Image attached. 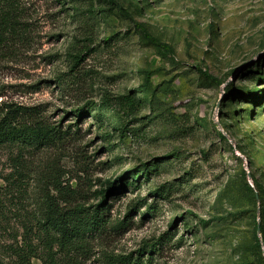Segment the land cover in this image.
<instances>
[{
    "label": "rangeland",
    "instance_id": "obj_1",
    "mask_svg": "<svg viewBox=\"0 0 264 264\" xmlns=\"http://www.w3.org/2000/svg\"><path fill=\"white\" fill-rule=\"evenodd\" d=\"M115 1L172 54L142 41L107 0L14 4V35L0 43V109L38 108L71 134L38 150L0 148V259L14 262L29 242L42 257L43 241L29 230L47 198L94 206L107 183L158 162L137 184L108 193L109 224L132 222L96 238L79 264L137 251L148 264H264L253 239L255 225L264 227V0ZM75 52L85 55L73 78ZM142 71L151 106L139 90ZM132 92L144 101L125 121L116 99ZM101 102L100 124L89 113L75 121L74 109ZM153 244L150 256L141 251Z\"/></svg>",
    "mask_w": 264,
    "mask_h": 264
},
{
    "label": "trees",
    "instance_id": "obj_2",
    "mask_svg": "<svg viewBox=\"0 0 264 264\" xmlns=\"http://www.w3.org/2000/svg\"><path fill=\"white\" fill-rule=\"evenodd\" d=\"M107 1L119 10L123 17H127L130 20L142 41L164 55L172 54L173 50L170 46L161 43L157 38L152 36L144 24L134 22L126 12L123 13V10L115 0ZM73 2L74 0H68L67 3L72 4ZM15 3L16 0H0V43H4L6 41L5 39H9L11 35H14V28L10 23V14L14 9ZM77 10L78 8L76 6H72L73 13L77 12ZM83 53L75 52L68 56L70 63L69 71L74 73L72 74L73 78L77 77L79 73L77 69H79L80 64L84 61L83 57L85 54ZM199 73L206 80L215 81L206 72L199 70ZM142 75L143 78L139 90L145 94V100L151 106L155 94L150 84V74L142 71ZM67 80L57 79L56 84L60 91L68 88ZM251 93L255 95L258 91ZM143 101L138 99L132 92L128 95L119 96L116 99V104L122 110V115H124V119L126 118L125 121H128V118L134 119ZM101 107H105V105L103 103H91L76 108L71 113L75 117L76 122L82 120L89 113L92 121L100 124L102 121ZM122 118L119 117L118 128L114 129L119 134L124 133L127 129L124 123L125 121ZM70 127L67 126L66 131H61L59 128L48 125L42 118V114L38 111V108L8 106L5 109H0V148L12 147L19 153L54 146L64 143L71 134L68 133ZM158 166V162L150 164L140 171L137 170L131 174L124 175L115 181L114 184L107 183V188L97 193L96 198L100 200L94 206H85L84 204L77 203L72 198L70 201H62L63 204L60 201L58 202L56 198H47L43 205L42 218L36 222L35 228L29 230L30 233H38L40 241H43L42 257L38 253V250L29 242L25 249L15 254L16 259L14 262L8 263L0 259V264H31L30 261L32 258L39 259L41 264H79V260L88 255L92 243L96 238L109 233H119L123 229H126L132 222L129 219L127 220L128 216H126L123 220L114 222L111 225L109 224L108 214L111 204L105 202L108 193L113 192L111 195H117L114 192L137 184L144 176L146 178L150 172L156 171ZM128 175L131 176L129 177ZM255 183L257 184V182ZM63 189L64 187L61 184L54 186V191L57 195L61 196ZM247 189L249 193H252L249 188ZM259 193L264 194L261 188ZM143 203L144 199L137 200L128 206V210L132 212L135 207L143 205ZM147 208L149 213L153 209L152 206ZM142 216L145 218L146 214H142ZM253 239L255 250L260 253L262 249L264 253V227H261L259 223L255 225ZM146 249L148 251L147 256H150L153 251H156L154 244L146 245L141 251ZM140 257V251H137L136 258L132 257V253L126 256L103 254L102 264H144V261L145 264H148L149 258L144 260Z\"/></svg>",
    "mask_w": 264,
    "mask_h": 264
}]
</instances>
